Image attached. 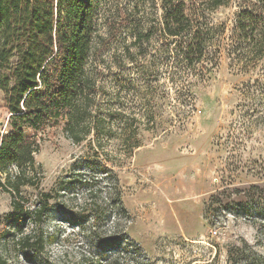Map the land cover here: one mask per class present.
Wrapping results in <instances>:
<instances>
[{
    "label": "rangeland",
    "instance_id": "1",
    "mask_svg": "<svg viewBox=\"0 0 264 264\" xmlns=\"http://www.w3.org/2000/svg\"><path fill=\"white\" fill-rule=\"evenodd\" d=\"M256 1L199 20L229 38ZM163 12L161 0H96L90 65L108 133L75 143L64 122L51 126L23 213L0 187L7 264H264V60L243 69L224 54L203 75L179 53L184 38L162 33ZM3 104L0 90V141ZM41 192L51 198L39 223L27 212Z\"/></svg>",
    "mask_w": 264,
    "mask_h": 264
},
{
    "label": "trees",
    "instance_id": "2",
    "mask_svg": "<svg viewBox=\"0 0 264 264\" xmlns=\"http://www.w3.org/2000/svg\"><path fill=\"white\" fill-rule=\"evenodd\" d=\"M230 1L161 0L162 33L184 38L179 53L186 66L202 62L203 75L224 54L243 63V69L257 70L264 60V10L257 6L264 0L238 13L229 38L224 30L200 22L203 11ZM95 11L96 0H0V90L8 120L0 141V187L12 195L15 213L25 211L22 188L39 187L43 171L36 154L51 126L64 122L63 130L75 143L93 132L98 139L108 133L105 113L96 104L99 86L90 65L95 38L100 37ZM132 146L140 147V140ZM37 198L27 213L41 223L51 196L41 192ZM257 260L249 264H261ZM0 264L7 261L0 259Z\"/></svg>",
    "mask_w": 264,
    "mask_h": 264
}]
</instances>
